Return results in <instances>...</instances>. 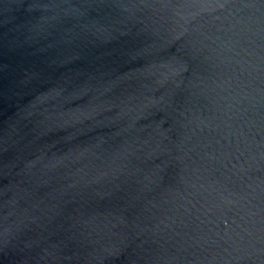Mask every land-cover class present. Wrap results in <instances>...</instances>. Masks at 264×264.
<instances>
[{
  "label": "water",
  "instance_id": "water-1",
  "mask_svg": "<svg viewBox=\"0 0 264 264\" xmlns=\"http://www.w3.org/2000/svg\"><path fill=\"white\" fill-rule=\"evenodd\" d=\"M0 264H264V0H0Z\"/></svg>",
  "mask_w": 264,
  "mask_h": 264
}]
</instances>
